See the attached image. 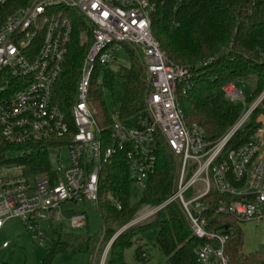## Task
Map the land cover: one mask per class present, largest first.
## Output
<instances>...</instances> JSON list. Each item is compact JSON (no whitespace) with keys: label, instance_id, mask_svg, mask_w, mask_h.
<instances>
[{"label":"built area","instance_id":"built-area-1","mask_svg":"<svg viewBox=\"0 0 264 264\" xmlns=\"http://www.w3.org/2000/svg\"><path fill=\"white\" fill-rule=\"evenodd\" d=\"M18 1L20 4L13 6ZM162 0H0V136L9 146L58 144L69 136L70 124L52 102L74 29L81 19L91 43L76 83L71 119L75 133L65 145L66 166L51 168L49 175L25 177L23 167H0V230L10 219H19L39 245L48 242L39 222H60L58 208L66 203L86 205L96 212L102 168L116 157L126 165L129 180L144 188L156 166L155 148L165 143L178 161L172 195L160 206L141 211L103 243L97 264H105L114 238L135 225H144L171 203H177L188 222L198 264H229L225 254L228 229H209V214L230 216L236 223L264 220V115L256 119L250 139L236 148L227 146L264 104L262 93L249 107L234 83L221 88L230 103L242 112L218 140L209 141L203 130L187 126L177 100V87L191 77L187 68L173 65L151 32V16ZM86 37V36H85ZM129 46L141 56L148 93L145 115L128 127L119 112L104 131L99 128L90 103V87L96 70L117 63L116 54ZM207 64V63H206ZM204 64V65H206ZM196 165L186 179V164ZM199 184L188 201L183 194ZM218 196L214 205L203 201ZM118 210L119 203L112 200ZM84 212L70 216L71 229L85 227ZM9 243H0L5 250Z\"/></svg>","mask_w":264,"mask_h":264},{"label":"trees","instance_id":"trees-1","mask_svg":"<svg viewBox=\"0 0 264 264\" xmlns=\"http://www.w3.org/2000/svg\"><path fill=\"white\" fill-rule=\"evenodd\" d=\"M18 4L15 1L12 5ZM73 24L72 41L52 97L53 104L70 124L69 136L58 144L30 146L29 150L9 146L0 136V167L21 166L25 177L49 175L52 180L57 179L47 153L55 146L67 144L75 133L70 111L82 62L89 48L88 43L81 44L79 40L81 33L90 37L88 28L81 19L74 18ZM151 32L169 61L191 72L188 81L177 87V100L185 124L201 128L207 140H218L242 112L239 103H230L223 98L220 91L223 86L253 78L255 88L251 99L246 102L264 91V0H162L151 16ZM89 40L91 43V37ZM123 50L125 64L98 68L90 87L94 119L106 132L113 122V91L116 87L122 92L118 112L126 126L132 127L145 115L148 87L141 56L127 45ZM259 110H264V104L236 134L228 148H236L250 139L257 128L255 116ZM155 157V170L145 181L137 201L132 200V182L123 159L116 157L103 166L96 213L102 222L104 244L132 221L139 208L160 206L172 195L178 161L162 141L156 144ZM218 199V196H212L203 202L212 206ZM112 200L119 203L120 210ZM208 216L209 229H229L238 224L230 216ZM149 226L157 229L156 245L166 264H198L194 251L199 243L191 238L188 222L177 203L164 207L147 225L133 226L122 232L112 242L105 264H126L123 251L132 244L137 245L134 264H146L148 255L140 246L139 232ZM84 228L88 229V217ZM99 237L87 235L70 244L67 236L55 232L44 264H49L55 255L66 252L86 253L91 257L95 254ZM225 254L229 264H264L257 256L242 255L241 235L237 229L235 234H230Z\"/></svg>","mask_w":264,"mask_h":264},{"label":"rangeland","instance_id":"rangeland-1","mask_svg":"<svg viewBox=\"0 0 264 264\" xmlns=\"http://www.w3.org/2000/svg\"><path fill=\"white\" fill-rule=\"evenodd\" d=\"M11 9H7L4 14L0 15V22L6 16ZM84 33L79 35V40L81 44L88 43L90 45V37ZM117 63L125 64V53L124 50L116 54ZM100 81V80H98ZM234 86L236 90L242 95L245 100L251 99V94L255 88V80L250 78L249 80H236ZM264 91L261 92V94ZM261 94H259L255 99L246 102V107H249ZM122 101V92L116 87L113 91V109L118 111ZM92 107V105H91ZM93 109V107H92ZM94 111V109H93ZM261 115H264V110H259L258 114L255 116L258 119ZM48 159L51 165V168H58L60 166L59 159L66 166L67 163V150L62 149H49L48 150ZM196 165L186 164L185 173L186 179L193 173L196 169ZM175 183V182H174ZM142 186L140 184H131V197L133 201H137L140 198L142 192ZM199 190V184H195L189 188L184 194L183 199L185 201L193 198ZM147 208H154L149 206H142L138 209L136 214L133 216L132 221L138 218L139 214L143 213ZM61 215L60 222L56 221H42L39 222V228L44 234V238L48 239V242L43 245L32 239V236L26 231V228L23 226L19 219H10L8 220L0 230V243L6 242L9 243V247L5 250L0 249V264H44L45 256L47 251L50 249V245L53 239V234L55 232L60 233L64 237L67 236L68 242L70 244L74 243L77 238L80 240L88 236H98L102 232V222L100 216L89 209L86 205H75L72 202H66L62 204L58 210ZM79 212H84L88 217V229H71L69 226L68 219L70 216L78 214ZM131 221V222H132ZM130 222V223H131ZM148 223V222H147ZM144 225H147L144 223ZM142 226V225H135ZM121 229V228H120ZM119 229V230H120ZM236 229L240 232L241 235V253L244 256H257L264 261V220L260 221H251L238 223L234 228L231 227L228 229L229 234H235ZM118 231V230H117ZM156 234L157 229L153 226L147 227L145 230L139 232L141 237V248L147 253V262L146 264H166V260L163 257L162 253L156 245ZM101 245L98 249L95 250V254L91 257L86 253H75L71 254L69 252L61 253L55 255L49 264H97V260L100 256V251L102 249ZM136 244H132L130 247H127L123 251V259L126 264H134V252Z\"/></svg>","mask_w":264,"mask_h":264},{"label":"water","instance_id":"water-1","mask_svg":"<svg viewBox=\"0 0 264 264\" xmlns=\"http://www.w3.org/2000/svg\"><path fill=\"white\" fill-rule=\"evenodd\" d=\"M121 233H122V232H120L115 238H117ZM115 238H114V240H115ZM114 240H113V241H114Z\"/></svg>","mask_w":264,"mask_h":264}]
</instances>
